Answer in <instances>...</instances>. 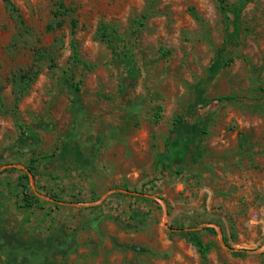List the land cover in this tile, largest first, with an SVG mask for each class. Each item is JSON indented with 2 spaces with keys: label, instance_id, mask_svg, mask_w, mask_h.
Segmentation results:
<instances>
[{
  "label": "rangeland",
  "instance_id": "374dc122",
  "mask_svg": "<svg viewBox=\"0 0 264 264\" xmlns=\"http://www.w3.org/2000/svg\"><path fill=\"white\" fill-rule=\"evenodd\" d=\"M12 1L21 19L0 0L6 107L35 48L58 69L43 67L17 117L0 115V170L18 167L0 175V264H264V0L245 8L239 46L212 0H62L71 15L55 33L61 0ZM139 21L132 81L98 35ZM224 96L237 100L206 103ZM189 231L215 244L206 260Z\"/></svg>",
  "mask_w": 264,
  "mask_h": 264
},
{
  "label": "trees",
  "instance_id": "16d2710c",
  "mask_svg": "<svg viewBox=\"0 0 264 264\" xmlns=\"http://www.w3.org/2000/svg\"><path fill=\"white\" fill-rule=\"evenodd\" d=\"M223 18V24L225 26V40L226 45H236L239 46L242 43L243 37L249 31L246 28L244 23L243 13L247 7L250 0H241L237 4H231L229 0H212ZM6 7L9 11L21 19L19 15V10L15 6V3L12 0H4ZM71 11L61 0L57 3V10L54 14V21L51 23L47 31L49 33H55L58 30L64 28L66 23V18H70ZM72 28H76L77 22L72 20ZM21 28L25 31V23L20 20ZM144 27V21L137 22L135 28L130 31V34L123 36L119 33L116 28H108L102 26L99 30V39L105 44L108 49L112 52L113 57H115L120 64L122 65L127 79L136 81L140 78L141 71L136 61V42L140 35L142 28ZM72 48V61L75 65L84 66L89 70H92V67L85 64L80 56L78 45L75 42L71 44ZM226 48H222L224 52ZM219 59L223 62L225 67H229L234 63V59H227L224 56H219ZM48 66L51 71L57 70L58 65L56 64L55 58L51 55L47 47L35 48L34 55L31 65L26 69H20L11 79V84L13 86V93L15 96V104L13 109H8L4 103L3 97L0 92V115H10L12 117H17L18 115V104L19 102L28 94L32 84L42 73L43 67ZM66 81L71 84L70 90L74 93H80L81 91V82H75L76 77L74 74L65 72ZM260 92L264 95V88L260 89ZM237 99L232 96H224L215 100L207 101L206 103L210 104L213 102L218 103H232ZM159 111H162V107L158 108ZM162 119L161 115L158 114L157 120ZM178 124L182 125L181 121H177ZM20 130H23L21 124L18 125ZM26 134L22 132V135ZM31 173H33L34 168H30ZM6 170L2 174L8 172ZM26 179L28 176H26ZM185 238L191 243L198 251L200 257L203 260H206L215 244L213 242L205 243L200 237L199 233L194 231H189L183 234ZM244 253H235V256H243Z\"/></svg>",
  "mask_w": 264,
  "mask_h": 264
},
{
  "label": "crops",
  "instance_id": "0c3cea01",
  "mask_svg": "<svg viewBox=\"0 0 264 264\" xmlns=\"http://www.w3.org/2000/svg\"><path fill=\"white\" fill-rule=\"evenodd\" d=\"M15 166V165H14ZM17 167V166H16ZM18 168V167H17ZM9 169H12V168H9ZM6 170H8V169H6ZM5 170V171H6ZM23 171L24 172H26L27 173V176H28V178H32L33 176H32V174L29 172V170H27L26 168H24L23 169ZM3 173V171L0 173V175H3L2 174ZM121 193V195H124V194H128V195H135L134 196V198H136V199H140L141 197H143L144 195H142V194H140V193H134V192H130V191H128V190H117L115 193ZM95 208H93L92 210H94ZM1 256V255H0ZM2 257V256H1ZM5 260V259H4ZM5 263L6 264H19V259L18 260H16V261H13V260H6L5 261ZM22 264V263H21Z\"/></svg>",
  "mask_w": 264,
  "mask_h": 264
},
{
  "label": "water",
  "instance_id": "95a60500",
  "mask_svg": "<svg viewBox=\"0 0 264 264\" xmlns=\"http://www.w3.org/2000/svg\"><path fill=\"white\" fill-rule=\"evenodd\" d=\"M9 168H17L16 166H14V165H9V166H5V167H3L1 170H0V173L2 172V171H4V170H6V169H9ZM185 231H187V230H185ZM228 248V250H230V251H232V252H245V250L244 251H240V250H235V249H232V248H230V247H227Z\"/></svg>",
  "mask_w": 264,
  "mask_h": 264
}]
</instances>
